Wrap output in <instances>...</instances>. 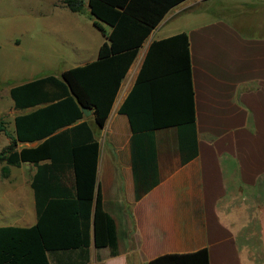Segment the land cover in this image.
I'll use <instances>...</instances> for the list:
<instances>
[{"label":"crops","instance_id":"obj_1","mask_svg":"<svg viewBox=\"0 0 264 264\" xmlns=\"http://www.w3.org/2000/svg\"><path fill=\"white\" fill-rule=\"evenodd\" d=\"M209 1L188 0L166 15L140 49L103 129L96 128L93 111L85 116L100 145L97 192L118 238L116 256L110 248H96L92 218L89 264H149L163 255L205 248L210 264H264V0H225L222 13L207 6ZM88 3L82 13L62 3L69 13L44 21L71 47V55L59 58L68 63L63 72L99 59L107 36L96 23L112 32L91 14ZM190 11L202 15L193 14V20L177 27L176 17ZM73 15L83 16L82 21ZM240 17L248 19L246 30ZM180 33L190 38L198 156L183 165L177 129L156 131L160 183L137 199L133 133L120 109L151 44ZM21 167L26 178L0 181V227L32 228L38 223L32 188L37 169L28 163ZM63 183L75 191L73 172ZM57 186L48 183L46 188L62 190ZM80 262L76 253L51 260Z\"/></svg>","mask_w":264,"mask_h":264},{"label":"trees","instance_id":"obj_2","mask_svg":"<svg viewBox=\"0 0 264 264\" xmlns=\"http://www.w3.org/2000/svg\"><path fill=\"white\" fill-rule=\"evenodd\" d=\"M188 0H89L91 14L111 26L93 63L60 75L37 76L10 91L15 135L0 152L1 172L32 164L38 223L32 228L0 227V264H51L59 255L78 254L89 264L92 218L95 246L118 255L113 218L97 192L100 145L82 107L93 111L96 128H104L121 85L148 37L175 7ZM82 13L85 0H63ZM133 133L132 158L136 197L160 183L155 132L176 128L182 164L198 156V133L190 54V38L180 33L151 44L135 85L124 101ZM0 131H3L0 126ZM40 142L37 147L22 145ZM73 172L75 191L63 181ZM55 183L58 188H46ZM57 186V187H58ZM43 196L44 199H43ZM149 264H210L207 248L187 254H167Z\"/></svg>","mask_w":264,"mask_h":264},{"label":"rangeland","instance_id":"obj_3","mask_svg":"<svg viewBox=\"0 0 264 264\" xmlns=\"http://www.w3.org/2000/svg\"><path fill=\"white\" fill-rule=\"evenodd\" d=\"M225 2L211 0L207 6L222 13L220 7ZM62 3L63 0H0V126L3 129L0 131V152L11 143V137L15 135V118L21 114L14 107L11 89L40 75H60L68 66L59 58L71 55V47L44 25V21L59 20L63 11L69 13L68 9L62 8ZM207 9L211 10V16L212 8ZM197 13L185 12L173 22L182 27ZM198 15H202L201 12ZM73 16L82 21L83 16ZM247 20L239 19L243 30H246ZM4 165L0 163V181L27 177V170L22 167H11L10 175L3 177L1 169Z\"/></svg>","mask_w":264,"mask_h":264},{"label":"water","instance_id":"obj_4","mask_svg":"<svg viewBox=\"0 0 264 264\" xmlns=\"http://www.w3.org/2000/svg\"><path fill=\"white\" fill-rule=\"evenodd\" d=\"M82 110H83L86 117H90L92 115V110H89L85 107H82Z\"/></svg>","mask_w":264,"mask_h":264}]
</instances>
